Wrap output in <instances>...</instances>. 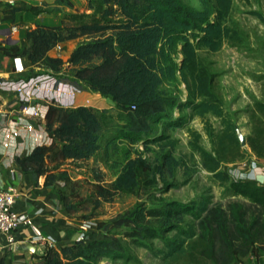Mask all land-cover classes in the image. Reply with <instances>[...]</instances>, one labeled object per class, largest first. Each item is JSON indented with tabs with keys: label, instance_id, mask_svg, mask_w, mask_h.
<instances>
[{
	"label": "trees",
	"instance_id": "trees-1",
	"mask_svg": "<svg viewBox=\"0 0 264 264\" xmlns=\"http://www.w3.org/2000/svg\"><path fill=\"white\" fill-rule=\"evenodd\" d=\"M201 7L187 5L183 0H102L100 13L65 12L58 25L35 23L26 31L22 45L20 40L12 43L0 41L1 63L8 65L12 57H27L33 68H42L59 80L75 86L79 91L91 90L110 98L121 110L120 118L126 125L132 124L124 109L134 108L156 122L167 117L164 108L176 106V99L162 89L167 80L179 77L184 83L187 104L199 116L210 112L220 118L222 130L212 151L198 143L199 134L192 131L190 145L200 156L203 167L221 182L228 183L232 195L242 196L248 204L233 201L227 207L200 204L192 212L190 206L172 204L165 208H141L135 210L129 220L134 227L148 217L169 218L171 212L190 213L196 218L197 232L181 230L186 238L164 239V249L159 253L163 259L185 256L191 264H233L249 254L257 257L264 249V184L252 179H231L229 172L221 170L223 163H233L242 158L249 149L258 158L264 159V84L263 100H254L249 112L250 134L246 147H242L236 125L228 117L222 100L213 91V74L203 64L199 49L218 51L225 41L238 44L242 34L227 21L233 0H199ZM57 3L72 6L70 0ZM33 14L45 11L41 6L15 8ZM264 23V15L253 12ZM82 39L64 59L51 54L58 43ZM181 54L176 62L174 54ZM71 67L72 73L61 76ZM45 131L50 141L35 146L31 152L16 157L15 162L36 178L44 175V184L70 182L66 161L89 159L99 148L101 132L111 126L113 116L106 109L90 106H61L48 104L44 115ZM131 141L141 140L137 130H120ZM174 146L176 140H171ZM52 165V166H51ZM145 160L137 156L128 159L121 172L109 184L97 179L94 192L100 200H111L118 192L132 189L140 175L139 168L148 169ZM58 197L68 213L76 207L67 201L61 191ZM162 224L161 226H164ZM179 233V232H178ZM155 237L159 230L144 227L126 232L139 239L142 235ZM127 264L131 256L116 239L73 240L59 247L49 246L42 255H37L34 264ZM123 259V262H117Z\"/></svg>",
	"mask_w": 264,
	"mask_h": 264
},
{
	"label": "rangeland",
	"instance_id": "rangeland-1",
	"mask_svg": "<svg viewBox=\"0 0 264 264\" xmlns=\"http://www.w3.org/2000/svg\"><path fill=\"white\" fill-rule=\"evenodd\" d=\"M183 1L187 5L201 7L199 0ZM84 2L87 6L85 8ZM8 7V4L3 6L0 12L6 13L9 11ZM102 8V0H83L80 1L78 12L98 14ZM253 12L264 15V0H233L227 24L239 28L242 41L238 44L225 41L216 52L198 50L200 60L213 74V91L222 100L224 111L236 125L237 135L241 132L245 138L251 131L249 112L253 101L263 100L264 23ZM4 25L0 19V29L9 27ZM18 36V32L12 33L11 37L14 40L12 42L20 40ZM6 39V35L0 34V41L12 43L6 42ZM80 41L82 39H78V43ZM61 51L59 55L66 59L69 52H65L63 48ZM181 56L178 53L174 54L176 62H179ZM0 64L9 67V63L7 66ZM65 67L66 70L61 75L63 77L72 73L68 64H65ZM32 70V74L44 71L42 68ZM26 76L29 75L23 77ZM161 87L175 97L176 106L170 109L162 107L167 117H162L156 122L145 117L142 112H137V109H124L121 114L130 116L132 119L130 126L126 125L125 119L120 118L121 110L110 98L91 90H81L73 94L70 89L64 88L61 96L51 100L52 103L61 106L84 105L106 109L113 116L111 126L101 132L98 150L89 159L66 161L60 166L61 169L67 170L70 182L64 185L63 181L59 180L51 186L57 195L61 191L67 201L76 207L72 214L84 222L81 227L86 223L87 228L84 230L86 240L92 237L116 239L132 258L127 264H191L185 256L174 260L163 259L159 250L165 248L164 239L186 238L185 234L180 233L183 229L188 230L187 232H197L195 216L183 211L171 212L167 220L161 217H148L134 227L129 220L135 210L169 209L172 204H182L190 206L192 212H195L200 204L207 207L220 205L225 208L233 201L249 203L242 196L232 195L228 183L221 182L207 171L199 154L190 145V141L194 139L192 131H196L199 134L198 143L204 149L212 151L222 130L220 118L210 112L199 116L190 106L185 105L190 99L179 77L166 80ZM62 98L65 101L63 105L58 101ZM121 129L140 131L141 140L131 141L120 133ZM171 140H176L174 146L170 145ZM137 156L142 157L149 167L146 170L139 168L140 175L136 185L128 191L116 193L111 200L98 199L94 192L97 179L109 185L121 172L126 161ZM249 160L247 149L242 158L233 163H223L221 170L229 172L231 179L236 180L238 178L236 169L243 168L241 164ZM162 224L165 225L161 226ZM80 226L77 228L78 233L83 231ZM144 227L155 228L159 230L160 235L151 237L143 234L139 239L126 235V232L133 229L141 231ZM117 262H123V259H118ZM107 263L108 258H102L100 261V264ZM233 264H264V249L259 251L257 257L249 254Z\"/></svg>",
	"mask_w": 264,
	"mask_h": 264
},
{
	"label": "crops",
	"instance_id": "crops-1",
	"mask_svg": "<svg viewBox=\"0 0 264 264\" xmlns=\"http://www.w3.org/2000/svg\"><path fill=\"white\" fill-rule=\"evenodd\" d=\"M0 1V8L3 9V6L7 4L9 6V11L0 12V19L4 26H9L6 28H10L12 33H19L18 38L24 46L26 31L35 23L58 25L61 23L63 13L78 12L80 1L83 0H70L72 3L70 7L58 4L57 0ZM28 6H41L45 8V11L38 14L28 10L13 11L15 8ZM85 7H87L86 2H84ZM77 44L78 39L61 43L65 52H71ZM51 54L56 55L54 51ZM1 60L2 52L0 51V63ZM8 63L9 67H3L0 64L1 79H13L32 74V65L25 56L12 57ZM0 95V187L13 186L18 190L19 194L14 203L15 209L31 217L34 227L42 235V238L37 239L32 227H21L15 232V242L11 245L6 236L0 233V245L3 246L0 264H34L40 248L59 247L76 240L79 234L77 228L84 222L65 210L64 203L52 186L44 184L43 176L36 178L33 174L24 172L15 162L16 157L25 156L35 146L49 142L50 139L44 129V114L47 109H42L40 118L33 117L22 113L21 104L14 95L10 93H0ZM29 125L31 128H28ZM248 154L249 162L244 161L241 164L243 168L236 169L237 179L253 180L264 167L263 158H258L249 149ZM29 246H34L36 250H31Z\"/></svg>",
	"mask_w": 264,
	"mask_h": 264
},
{
	"label": "built area",
	"instance_id": "built-area-1",
	"mask_svg": "<svg viewBox=\"0 0 264 264\" xmlns=\"http://www.w3.org/2000/svg\"><path fill=\"white\" fill-rule=\"evenodd\" d=\"M61 43L54 47V52L59 55L62 51ZM60 56V55H59ZM70 89L73 94L79 90L67 83L61 82L56 76L49 73L31 74L26 77H18L13 79L0 78V92L10 93L15 96L21 104V111L24 114L41 117L42 109L48 107L52 103L51 100L56 96L63 94V89ZM60 104L65 101L58 99ZM45 115V114H44ZM28 128H31L29 125ZM260 184H264V167L259 174L253 178ZM18 190L13 186L0 188V233H3L9 244L15 242V232L21 227H32L37 239L42 238L41 233L33 225V220L28 215L17 211L14 203L18 197ZM83 231L77 235L78 240H86V223L81 227ZM3 251V246L0 245V256Z\"/></svg>",
	"mask_w": 264,
	"mask_h": 264
},
{
	"label": "water",
	"instance_id": "water-1",
	"mask_svg": "<svg viewBox=\"0 0 264 264\" xmlns=\"http://www.w3.org/2000/svg\"><path fill=\"white\" fill-rule=\"evenodd\" d=\"M0 34L2 35H6L7 36V39L5 40L6 42H12L14 41L12 39V32H11V29L10 28H5V29H0ZM44 127H45V124H44ZM238 139L240 141V144L241 146H245L246 145V138L245 136L241 133V132H238ZM0 188H4V187H0ZM22 245V244H20ZM24 245V244H23ZM27 245V244H26ZM18 246H16L17 248ZM29 248L33 251L36 250V248L34 246H29ZM45 251V248H40L38 251H37V254L38 255H42Z\"/></svg>",
	"mask_w": 264,
	"mask_h": 264
}]
</instances>
